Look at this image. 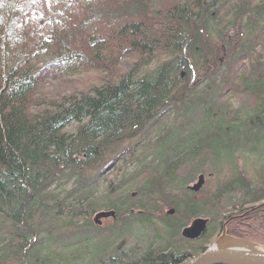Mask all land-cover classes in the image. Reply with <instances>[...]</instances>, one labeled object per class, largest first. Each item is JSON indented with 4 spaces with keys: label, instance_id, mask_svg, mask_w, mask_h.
I'll use <instances>...</instances> for the list:
<instances>
[{
    "label": "trees",
    "instance_id": "16d2710c",
    "mask_svg": "<svg viewBox=\"0 0 264 264\" xmlns=\"http://www.w3.org/2000/svg\"><path fill=\"white\" fill-rule=\"evenodd\" d=\"M81 71L94 76L69 78ZM183 72L214 93L186 88ZM54 79L62 83L49 90ZM223 90L254 96V107L229 119L217 103ZM197 112L195 130L165 123ZM171 130L179 145L159 156ZM189 133L202 141L184 149ZM224 153L234 173L214 197L238 195L240 204L227 231L264 244V174L251 184L235 159L252 154L264 167V0H0V264H176L195 256L224 222L204 214V233L189 239L184 223L216 207L192 200L182 214L178 204L169 213L163 191L184 185L185 166L192 173ZM109 155L137 168L140 161L146 177L103 190L98 169ZM167 155L173 160L160 169ZM100 209L114 210L115 222L106 230L93 222L91 231ZM79 238L75 245L106 242L104 255L93 261L65 246Z\"/></svg>",
    "mask_w": 264,
    "mask_h": 264
},
{
    "label": "rangeland",
    "instance_id": "374dc122",
    "mask_svg": "<svg viewBox=\"0 0 264 264\" xmlns=\"http://www.w3.org/2000/svg\"><path fill=\"white\" fill-rule=\"evenodd\" d=\"M68 4H65V6H67ZM35 28L37 30L39 29H44V27L39 28L37 24H35ZM226 57V52L224 53V55L220 56L221 62H223V60H225L224 58ZM256 54L253 55V60L256 59ZM130 58L124 57L123 61H122V67L124 68V70H130L131 66H132V61H130ZM254 62V61H253ZM185 72V71H184ZM183 72V78L185 80L184 84L186 86V88L191 89V90H195L198 93H203L204 96H206L209 93H214L215 89L214 87H210L208 85H206V83H201V78L199 76H195V79L189 75L190 78L186 77V74ZM197 73V72H196ZM201 72H199L200 74ZM193 76L195 74H192ZM94 74L93 73H87V72H79V73H74L71 76H69V78H72L73 80H75V82L77 80L80 79H90L93 78ZM71 79V80H72ZM86 82V81H85ZM62 83L61 80H57L54 79L53 81H51V84L49 85V90L53 87H59L60 84ZM183 86V84L181 85ZM256 100L254 98V96H248V94L245 93H231L229 92H225V90H223L222 92H220V95H218V99H217V103L219 105H221V107L224 109L226 108L228 110V118L235 120L236 118H240L242 116H244L245 113H247V111L251 110L254 107ZM206 103V102H205ZM207 105V104H206ZM179 111V110H176ZM198 114H194L193 116H191L190 113H187L188 118L186 117L185 121L184 119H180V120H176V116L170 114L169 115V120H165V123L167 125L171 124L170 126H168L169 128L176 130V127H181L182 125L184 127H186V130H192V129H196L199 122L203 119L201 116L200 112H197ZM182 121H184L182 123ZM73 128L70 127V130ZM171 130L168 135L166 136V138H164V140L159 143L156 147V154H158L159 156L164 155L165 148L170 147L172 144L173 145H179L177 142V139L175 138V131ZM216 133H220L222 134L220 131L216 132ZM184 138L181 140V143L184 142V145L182 148L184 149H189L192 147V145L194 143H198L199 141H202L201 138L199 136L194 135L193 133H189L185 136H183ZM238 135L234 134L232 135V139L234 140V144L238 145V140H239ZM224 140V137H222ZM240 140H243L240 138ZM226 141H230L226 138ZM130 142H124L120 148V151L129 145ZM247 149H249L251 147V144L246 145ZM176 149V148H175ZM110 157L108 159H106L98 169V171L100 170V172H102V182H101V188L104 190V188H106V186L110 185V186H115L118 189L120 188H125L128 185H134L137 184V182H139V179H143L144 177H146L145 174V169H143V165L140 161H138V168L135 166H133V164L130 163H116L113 161L114 156L113 155H109ZM230 153H224L222 156H220L219 158H214V159H210V164H206L204 166L203 169H199L198 171H193L192 173L190 172L191 170L189 169V166H185L184 169L182 171H179L178 174L179 176L182 177V179L184 180V185H182V187L179 184H172L171 188L168 190H164L163 191V197L167 200V205H164V210H166V212L170 213V210H174L175 214V207L171 206L174 204H178L179 206V212L180 214H182L181 209L183 208L185 202H190L192 200H196L199 202H209L212 203L213 206L216 207L215 213L211 212V211H207V212H203V214H200V216H197V218L193 219L191 218L190 220L188 219V221H186L184 224V226H186V228H190L193 224V222L197 219H201L204 220L205 222V226L207 225V216L209 215H204V214H210L211 216L215 214L218 215L216 216V218L213 219H217L220 222H224L223 224V228L226 227V232L228 233L227 229L231 228L232 225H235L234 222H231V219H237L238 216H236V214L239 212L240 208H239V203H238V195L237 198L233 195V198H231L230 196L228 197H220V198H215V193L217 192V190L219 188H221L223 186V184L229 180L230 178H232V174L234 173L233 168L231 166L230 161L226 160L225 158L229 157ZM235 159H236V166L238 169V171L243 174L246 179L253 185H256V183L259 181L258 176L259 173L260 175L264 174V170L259 165V160L255 155L252 154H242V155H235ZM174 155L172 156H166V157H160V161L158 164V167L160 169H164L167 168L170 163L173 160ZM230 163V164H229ZM140 164V166H139ZM137 168V170H135ZM214 170V171H213ZM140 172V173H139ZM139 173V174H138ZM203 174L204 175V183L202 185V187L197 190L194 191L191 189V186L195 185L198 181H199V176ZM258 175V176H257ZM132 177V179H130ZM137 177H139L137 179ZM135 178V179H133ZM119 186V187H118ZM175 187V188H172ZM162 188V187H161ZM117 189V190H118ZM116 190L113 189L112 191ZM163 190V189H162ZM132 198H134L137 193V189L132 188L131 191H129ZM215 198V199H214ZM262 203H257L255 204L253 207H258L259 205H261ZM238 206V207H237ZM238 208V209H235ZM249 206L244 207L243 210H246L247 208H249ZM251 208V209H252ZM177 209V208H176ZM103 210H109V209H100V210H95V212H93L90 215V223L92 224L94 221V217L97 213L103 211ZM209 212V213H208ZM246 213H250V211H246L244 212V214L246 215ZM82 223L84 222V224L87 222L85 221V219L83 221H81ZM79 223L80 225L82 223ZM114 220L110 217V218H102L100 219V225H95L93 223L92 226H90L91 231H95L96 227L100 230H106L109 229L113 224H114ZM159 222L156 221V224H158ZM78 224V225H79ZM87 224V223H86ZM79 225V226H80ZM90 225V224H87ZM83 226V224L81 225ZM96 226V227H93ZM223 228H219L215 231V235L214 237H212L211 242H213L215 240V238L221 233V230ZM238 227H235V229ZM205 231V228H204ZM204 233V232H203ZM202 233V234H203ZM201 234V235H202ZM200 235V236H201ZM233 235V234H232ZM236 236V235H235ZM111 235L105 240V241H110L111 239ZM240 237V236H238ZM243 238V237H242ZM245 238V237H244ZM84 239V238H83ZM191 239V238H189ZM247 239V238H246ZM79 239L77 240H71L68 242V244L66 243V247H73L75 245V243L77 241H79ZM251 240V239H249ZM254 241V240H251ZM200 242V241H198ZM257 242V241H254ZM106 242H95L94 245H92L91 247H87L85 245H75L74 249L77 248V252L79 253L78 256H83L85 259L86 257H91V259L97 260L99 257H102L104 255V245ZM260 243L264 246L263 243L261 242H257ZM209 245V244H208ZM207 245V246H208ZM206 246V247H207ZM64 251H69V249L63 247ZM194 256V255H193ZM52 261H54L55 259L50 258ZM66 264L67 262H70V260H56L54 263H64Z\"/></svg>",
    "mask_w": 264,
    "mask_h": 264
},
{
    "label": "water",
    "instance_id": "95a60500",
    "mask_svg": "<svg viewBox=\"0 0 264 264\" xmlns=\"http://www.w3.org/2000/svg\"><path fill=\"white\" fill-rule=\"evenodd\" d=\"M203 183L204 175L201 174L199 181L191 189L197 191ZM115 214L114 210H103L95 215L94 222L100 224V219L114 218ZM204 228V220L197 219L190 228L184 229V234L188 238L196 239L204 232ZM225 228L201 253L187 256L176 264H264L262 244L229 234Z\"/></svg>",
    "mask_w": 264,
    "mask_h": 264
}]
</instances>
